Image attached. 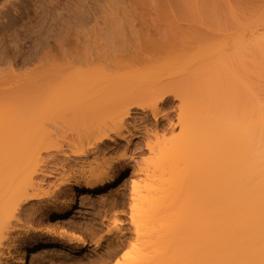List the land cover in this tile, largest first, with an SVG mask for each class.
<instances>
[{"label":"bare ground","instance_id":"6f19581e","mask_svg":"<svg viewBox=\"0 0 264 264\" xmlns=\"http://www.w3.org/2000/svg\"><path fill=\"white\" fill-rule=\"evenodd\" d=\"M261 1L264 5V0ZM165 2L169 5L165 6L163 1L171 12L172 23L174 19L178 28L168 34L175 36L182 28L181 34L175 36L177 39L173 37L170 40H175L177 46V41L187 42L190 39L194 45L171 52L175 48L166 40V46H173V50L172 46L169 47L171 51L168 48L169 53L174 54L170 61L179 63L180 73L160 86L143 78L139 81L135 79L133 83L132 79L129 82L125 80L123 85L116 83L115 78L98 73L99 69L90 71L87 56L76 59L74 53L66 52L62 43L56 44L59 53L54 59L44 50L48 41L36 38L33 44L39 47L30 51L27 57L20 50L24 49L21 43H26L24 34L29 35V40L32 38V29L42 27L48 13L56 10V0H33V17L22 20L16 26L5 20L8 12L0 13V264H25L29 250L38 245L31 242L28 236L11 251L7 241L11 239L16 214L22 204L34 200L40 203L42 199L38 188L45 185L46 177H54L56 168L51 169L47 159L53 160L60 155L66 160L71 155L83 161L90 154L98 155L114 148H121L118 157L110 160L101 158L87 172L77 169L73 181L65 178L50 186L51 199L57 198L66 189L68 191L62 208L44 213L40 224L44 230L57 232L58 228H63L58 219L50 222L49 218L69 214L77 204L78 193L101 191L114 185L120 170L138 163L135 153L147 152L149 160L152 159L150 165L143 158L139 162L149 165L147 175L151 167H161L160 183L164 189L168 186L178 189L179 196L171 200L170 206L180 211L177 214L179 217L163 211V214L160 211L152 214L148 204L151 203L149 192L154 185L149 182L150 176L143 174L146 165H136L134 174L139 179H125L121 184L128 185L131 230L146 252L142 254L143 248H139V253L127 257L125 263L114 261L112 264H264V96L253 94L249 82L252 73L250 55L254 51L264 53V31L246 22L243 16L226 22L222 6H230L231 0ZM1 5L4 7L5 3ZM13 9L16 11L15 7ZM187 29H194L197 35L193 30V36L186 32L182 35ZM215 38H218L219 45H215ZM225 42L234 47L233 52H226ZM17 62L24 66L30 63L28 73L35 76L53 72L63 80L54 91H26L32 84L31 80L17 81L8 76L14 73L13 65ZM136 76L132 77H139ZM142 81L150 89H137L144 84ZM134 82L136 86H133ZM128 84L132 87L128 88ZM122 87L126 90L120 91ZM224 93L233 97L232 103L226 106L227 110L221 112V94ZM166 94H171L178 102L176 136L167 141L161 140L157 135V123L152 132L126 126L132 108H148L156 116L158 103L166 99ZM238 94L246 95L241 105ZM49 110H56V117L60 116L64 123L62 128H58L68 132L63 135L64 141H58L56 133L44 129L36 120ZM26 115L29 116L26 118ZM27 125L33 126V129L28 130ZM31 144H35V148L30 149ZM157 167L154 169L157 170ZM192 184V191H188ZM169 218L177 222V225L174 223L176 227L180 225L178 230H186L189 242L182 240V248L188 247L189 251L182 249L187 252L184 253L187 256L184 261L178 251L181 249L179 237L176 238L178 243L176 241L175 248L179 245L180 249L170 247V250L174 248L173 252H179L178 259L171 255L175 262L169 259L166 263L162 259L169 258L166 250L172 245H167L166 241L168 243L177 230L173 225L171 227L175 231L168 227V223H173ZM155 222L159 227L153 225ZM74 236L80 244L78 247L40 241L43 244L41 248L58 251L59 264H71L70 257H76V253L88 244L83 234L77 232ZM155 247L157 251L163 247L167 255L161 252V256L157 254L160 256L157 259L155 254L152 255L156 252ZM11 252H14L13 255ZM116 252L117 247H108L98 261L106 264Z\"/></svg>","mask_w":264,"mask_h":264},{"label":"rangeland","instance_id":"374dc122","mask_svg":"<svg viewBox=\"0 0 264 264\" xmlns=\"http://www.w3.org/2000/svg\"><path fill=\"white\" fill-rule=\"evenodd\" d=\"M163 1L166 6L167 2H165V0ZM163 1L56 0V10H51V12L48 13L46 21L42 27L40 26L38 29L36 27L32 29V38L29 40V35L24 34V41H26V43L23 44L22 42L21 46L27 50H20L24 52L27 57H29V52L35 47H39L38 44H33L37 38L43 42L48 41V44L45 46L44 50L47 51L49 57L56 59V54L59 53V48L56 44L62 43L64 48H66V52L74 53V57H76V59L79 60L80 58L87 56L89 59L88 68H90V71L91 69H99L98 73L100 72V74H102L101 72H103V74L115 78L114 80H116V83L121 82L122 84V82L125 80H128L129 82L131 79L133 83V80L138 79L139 81V78H143V80L146 79V82L148 83L157 82L159 86L163 85L164 83L169 82L168 80L174 78L177 73H180L178 72L180 69L178 65L179 63L177 64L175 60H173L174 62L170 61L172 60L171 57L174 56L173 53H171L172 55L169 53L171 50H173V46L175 49L171 52H174L176 49L180 50L183 49V47L189 48L190 45H194V43L190 42L193 40L190 39L187 42L176 40L179 42V45L177 44V46L176 43H174L175 40H170L173 37L175 38L178 33L181 34L182 28L179 29L180 32L178 31L177 34L174 33L176 34L175 36L172 35L171 37V35L168 34V32L170 33L174 30L177 31L178 28H176L174 19L172 23V17H170L171 12L169 13L168 10L169 5H167L168 7H165ZM32 2L33 0H0V13H3L4 11L8 12L6 14L5 20H7L9 24L16 26L20 24L22 20L33 17ZM1 3H5V6L2 7ZM157 3L159 4L157 5ZM13 7L16 8V11L13 9ZM85 8L87 11H85ZM222 9L224 10V20L226 22H232L236 17L243 16L246 18V22L249 24L252 23V25H256V27L261 28V31H264V5L261 0H231L230 6H222ZM165 21L169 24L165 23ZM2 24L7 26L4 22H2ZM173 24L175 26H173ZM172 26L175 29H173ZM187 30H183L182 35L186 32L187 35L193 36L192 30L196 34L194 29H189L191 31ZM1 32L2 29L0 25V33ZM163 33H167L170 38L168 39L167 34H165L167 38L165 39ZM215 39V45H219V40H217L218 38ZM166 40H169L168 44L170 42V44L173 45L169 46H172V49L169 48L168 45L166 46ZM162 43H164L163 48L161 46ZM225 44L227 45L226 52H233L234 47L230 46L229 42H225ZM156 45L157 47L155 48ZM168 48L171 50L169 51ZM250 59L252 73L250 74L249 82L251 85V90L255 95L264 96V53L262 54L258 51H254L250 55ZM34 62L36 61L34 60ZM30 67V63L24 66L20 64V62H17L13 65L14 73L8 74V76L17 81H19V79H23L26 82L31 80L32 82L30 83L32 84L26 88V91H54L56 90V86H58L61 80H63L61 76H58L53 72H43L35 76L28 73V68ZM133 75H137L139 77L136 76L137 78H134L132 77ZM178 75L179 74H177V76ZM94 76L97 77V75ZM177 76H175V78ZM128 82H125V84ZM136 82H134L135 84H133V86H136ZM132 83L130 82V84ZM130 84H128V88L132 87V85L129 87ZM142 84L143 85L140 87L138 85L139 88L137 89H150L145 82L142 81ZM123 87L120 91L126 90L123 89ZM166 96L167 97L164 101H160L158 103V112L156 116L152 115L148 108H145L144 110L138 109L136 107L132 108L131 115L128 118L126 126L132 129H140L143 132L146 129L152 132L154 124L157 123V135L161 140L167 141L176 136L178 133V128L175 125V121L178 102L171 96V94H166ZM221 96L223 97V103L220 104V110L222 112L223 110H227L226 106L228 104L232 103L233 96L227 93L221 94ZM245 96L246 95L244 94H238V102H242ZM239 105H241V103ZM47 111L43 114V116L40 115L39 118H36V120L40 122V125H43L41 127H44V129L52 131V133H56V139L58 141H64L63 135L64 133H68L67 130L64 129L65 132L58 130V128H62L64 126L63 121L59 119L60 116L56 117V110L55 112L50 110V112ZM26 112L30 114L29 111ZM35 112L34 116L36 115ZM27 116L29 115H26V118ZM27 126L29 127L28 130L33 127L29 125ZM22 131H24V128ZM25 131H27V129ZM32 148H35V144H31L30 149ZM120 153L121 148H114L98 155L90 154L84 158L83 161H78L76 160L77 157L71 155H68L70 157H67L68 159L66 160H64L60 155H57V157H55V159L53 158V160L47 159V165L51 167V169L56 168L55 171L53 170L54 177H46L47 179L45 178V185L38 188L42 199L40 203L35 200L30 201L29 203L22 204L20 210H18L16 214L17 221L16 224H14L13 232L10 237L11 239L7 241L10 250L14 251L15 247L18 246L21 241L30 237V241L37 242L38 245L29 250L25 264H59V257L57 255L58 251L43 250L41 248V245L43 244H41L40 241L49 243L51 245L62 243L69 244L72 247H78L80 244L74 236L78 232L86 237L88 244L86 248H83L78 253H76V257H70V261H72L71 264H100L98 258L99 256L104 255L103 252L108 247H117V252L108 262H106V264H112L114 261L125 263L127 257L137 255L139 253L138 249L143 248V246H141L140 239H136L134 233L131 230L128 219V185H122L121 183L125 179H139L134 174V171L138 165H146L144 167L145 170H143V174L144 176L147 175L146 170H149L147 166L150 165L149 161L152 160L151 158L149 160V154L147 152L140 153L137 151L135 153V159H138L136 161V163L138 162L136 164L137 166L135 164V166L127 165L125 169L120 170L118 181H116L114 185L101 191L78 193L77 204L69 214L59 218H49L50 222H55L58 219L60 221L59 225L63 228H58L57 232L56 230H53V232H47L40 225L41 218H43L44 213H49L56 208L60 209L65 204L68 189H66L65 192L60 194L57 198L51 199L50 197L52 188L50 186H52L53 183L63 181L65 178H69L71 180L73 175L78 172L77 169H83L87 172L89 169L95 167L96 162H98L101 158L104 160H110L111 158L118 157ZM44 154L45 152L42 151V155ZM142 158L143 160L145 159L146 163L149 162V165L146 163H142L143 165L140 164V160ZM77 162L80 165L76 164ZM151 168L150 171H148V175L150 176L149 182L152 183L154 187L152 191L149 192L151 203L148 204V206H150L152 214L153 212L156 213L157 211H160L162 214L165 212L167 214H171V216H176L180 211H176L178 209L171 208L170 205L172 202L171 200L178 198V189L174 186H170V188L168 186V188L164 189V186L160 183V171H162L161 167L157 170L154 168L151 170ZM166 173L165 176H167ZM171 177L172 176L170 175V178ZM172 183L174 184V182ZM193 187L194 186L192 184L187 188V190L192 191ZM145 193L146 192H144V194ZM157 215L160 214L157 213ZM175 216H173V218H175V220L176 218L178 219L179 215H177L178 217ZM173 220H170V222L172 221L173 223H168V227H171V225L176 227L177 222H174ZM174 223L176 225H174ZM153 225H155V227H159L158 223L156 222ZM173 227H171V229ZM179 227L180 225H178L176 229L178 230ZM153 228L154 227H152V229ZM172 230H174V228ZM177 230L175 232L168 230V232H174V234L173 237H171V234V238L168 239V243L166 241L167 245L171 244L172 246L169 245L168 251L166 250V252L169 253V258H162L165 259V262L174 256L178 259L180 254V257H182L183 261L184 258L187 257L186 255L184 256V253L189 248H185L183 246L185 251L182 250V245L186 241L187 243L189 242V239H186V237L188 238V236H186L187 233L185 234L186 230L185 232L178 230L180 233ZM178 237L180 239L182 237L181 240L179 239V241H181V249L178 244L177 245L179 248H175L176 241L178 243L176 238ZM167 245L166 248L168 247ZM170 247L180 249L178 250L180 251V254H177L179 253L177 250H175L176 252H173L174 248L170 250ZM161 248H157L159 250L157 251L155 247L156 252H152V255L155 254L154 256H157V254H159L161 256L162 253L164 254L165 250L163 247ZM150 250L152 249L150 248ZM145 252L146 248H143L141 253L145 254ZM149 252L151 255V251ZM166 252L165 256L167 255ZM11 253L13 255L14 252ZM185 254H187V252ZM170 255L173 257H170ZM160 256H157V259H159ZM175 258L173 259L175 260ZM178 262H180V260Z\"/></svg>","mask_w":264,"mask_h":264}]
</instances>
